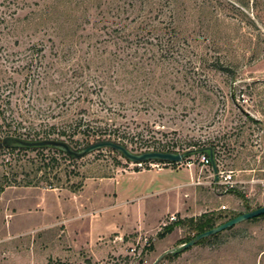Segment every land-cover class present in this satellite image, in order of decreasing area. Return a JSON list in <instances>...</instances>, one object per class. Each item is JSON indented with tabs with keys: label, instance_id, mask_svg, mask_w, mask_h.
Returning <instances> with one entry per match:
<instances>
[{
	"label": "rangeland",
	"instance_id": "1",
	"mask_svg": "<svg viewBox=\"0 0 264 264\" xmlns=\"http://www.w3.org/2000/svg\"><path fill=\"white\" fill-rule=\"evenodd\" d=\"M7 137L195 153L138 167L107 149L74 160L0 149V264H264V219L173 252L196 236L191 218L264 206V0H0ZM202 145L232 189L203 166ZM139 173H159L165 213L93 237L103 182Z\"/></svg>",
	"mask_w": 264,
	"mask_h": 264
},
{
	"label": "crops",
	"instance_id": "2",
	"mask_svg": "<svg viewBox=\"0 0 264 264\" xmlns=\"http://www.w3.org/2000/svg\"><path fill=\"white\" fill-rule=\"evenodd\" d=\"M162 187L159 173L121 174L107 179L97 192L99 202L92 209V236L109 234L128 218L146 217L147 214L153 219L155 211L162 216L165 210L156 206L154 197ZM132 207H136L134 212Z\"/></svg>",
	"mask_w": 264,
	"mask_h": 264
},
{
	"label": "water",
	"instance_id": "3",
	"mask_svg": "<svg viewBox=\"0 0 264 264\" xmlns=\"http://www.w3.org/2000/svg\"><path fill=\"white\" fill-rule=\"evenodd\" d=\"M53 148L56 149L70 158L73 159H82L94 152L110 149L118 152L125 158L128 162L139 164V163H150V162H162V163H180L183 161L185 156L193 154L195 152H187L185 154H181L178 152H168V151H144V152H133L131 149L126 147L125 145L121 144L120 142L114 140H99L93 143L88 144L87 146L75 149L69 143L61 140H27L24 138H17V137H7L0 140V149L4 148ZM202 153V151H199ZM211 163L214 169L215 174L217 175L218 170L215 163V157L213 152L210 153ZM218 179V175L216 176V180ZM264 215V206L257 208L255 210H251L249 212L243 213L231 220H228L215 228L208 230L194 239L189 241L186 244H183L181 247L176 248L173 252H177L181 249H188L192 247L196 242L208 238L210 236L217 235L222 233L228 229L235 227L238 224H241L245 221L253 220L260 216Z\"/></svg>",
	"mask_w": 264,
	"mask_h": 264
},
{
	"label": "trees",
	"instance_id": "4",
	"mask_svg": "<svg viewBox=\"0 0 264 264\" xmlns=\"http://www.w3.org/2000/svg\"><path fill=\"white\" fill-rule=\"evenodd\" d=\"M115 141L120 142L121 144H123L126 147H128V145L124 141H122V140L116 139ZM10 149L11 150L19 149V150H26V151H29V150H35V151H39V150H41V151L42 150H49V151H52V152H54V153H56L58 155H61V156L65 157L68 160H74L73 158H70L67 155H65L64 153H62V152H60V151H58L56 149H53V148H34V149H29V148L19 147V148H10ZM198 149L199 150H197V151H202L203 155H206L208 158H210V160H211L210 153L213 152V154L215 155V148L212 147V146L211 147H206V146H203L202 145V146H199ZM107 150L109 152H111V153H114V154L118 155V156H122L121 154H119L118 152H116L114 150H110V149H107ZM131 151L137 152V153L142 152V150H140V149H131ZM153 151L175 152L174 150H171V149H168V148H154ZM49 162L51 164L53 163L52 165H54V163L56 164L57 160L55 158H51ZM155 163L169 164V163H162V162H155ZM47 165H49V164H47ZM57 181H59V180H57ZM31 184H32V182H28L27 183V185H31ZM77 189H80V185L74 188V190H77ZM233 192L238 193V196L241 197V198H243V196L239 192H237L236 190H233ZM249 211H251V208L249 206H247L246 207V212H249ZM246 212H242V213H239V214H233L231 216H218V217L209 216V215H203L198 220L197 219H194V218H191L189 221H190V223H192V230L195 232V235L198 236V235H200V234H202V233H204V232H206L208 230H211V229L215 228L216 226H218V222L220 220H227L228 221V220H231V219H233V218H235V217H237V216H239V215H241L243 213H246ZM258 219H264V215H262V216H260L258 218H255L252 221H255V220H258ZM178 225H180V224H177V226ZM174 229H175V226L174 225L173 226L172 225L171 226H166L163 229V231L160 234H158V236L160 238H163L166 235H168L169 233H172L174 231ZM214 237H217V236H214ZM188 242H189V240H187L185 242H182L180 244L183 245V244H186ZM186 250L187 249L178 250L177 252L174 253V255L177 256V255H179L180 253H182V252H184Z\"/></svg>",
	"mask_w": 264,
	"mask_h": 264
},
{
	"label": "built area",
	"instance_id": "5",
	"mask_svg": "<svg viewBox=\"0 0 264 264\" xmlns=\"http://www.w3.org/2000/svg\"><path fill=\"white\" fill-rule=\"evenodd\" d=\"M201 163L203 164V166L207 167V166H210L212 163H211V160L210 158H208L206 155H202L201 156V159H200ZM138 167H143L145 165V163H139V164H136ZM152 166H155V167H160V165L156 164V165H153V164H150ZM218 179H220V184L225 186L226 188H233L234 186V182H233V176L231 173H221L219 174L218 176ZM176 218L175 217H172L171 218V221H175ZM137 254V247L136 246H133L131 248V255L132 256H136Z\"/></svg>",
	"mask_w": 264,
	"mask_h": 264
}]
</instances>
